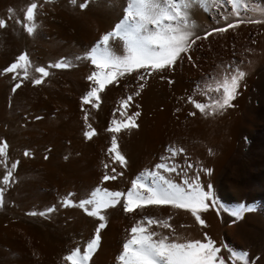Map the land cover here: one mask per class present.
<instances>
[{
    "label": "rangeland",
    "instance_id": "374dc122",
    "mask_svg": "<svg viewBox=\"0 0 264 264\" xmlns=\"http://www.w3.org/2000/svg\"><path fill=\"white\" fill-rule=\"evenodd\" d=\"M156 2L167 7V0ZM172 2L182 16L187 13L191 35L187 51L160 69L150 64L126 66L127 47L119 36L110 37L107 45L102 42L125 19L131 0H0L5 25L0 27V147L7 146L0 165L6 168L5 176L12 173L0 206V264H71L66 257L79 249L80 259L101 222L106 226L100 231L99 246L84 264H123L119 257L133 228L134 206L131 212L124 209L132 182L143 174L140 183L147 187L152 180L149 173L158 172L187 190L195 184L189 173L222 163L233 149L237 140L222 132L209 148L201 144L209 127L206 121L196 124V104L207 107L211 101H223L225 83L231 87L232 78L240 77L253 55L252 23L261 20L256 12L264 2ZM32 3L37 9L28 21ZM33 25L36 28L29 34L26 26ZM219 28L227 30L216 31ZM21 55L28 57L27 63L18 61ZM102 56L115 66L97 67L92 58ZM60 62L68 66L54 67ZM14 63L22 66L6 72ZM41 67L47 76L37 71ZM93 73L111 82L106 79L104 88L86 103L87 93L99 89V76L88 79ZM36 79L42 82L37 85ZM17 83L21 87L13 92ZM252 106L257 107L255 100ZM113 138L116 149L110 151ZM117 153L124 157L123 163ZM233 157V166L240 167L243 156L235 152ZM159 163L176 168L175 172L157 169ZM136 190L146 195L145 188ZM106 191L124 195L115 206L101 209L105 221L87 214L94 205H87V211L79 206L81 200L99 199ZM66 200L71 203L66 205ZM227 202L234 210V199ZM143 205L137 207L136 221L144 228L142 221L149 216L141 210Z\"/></svg>",
    "mask_w": 264,
    "mask_h": 264
},
{
    "label": "bare ground",
    "instance_id": "6f19581e",
    "mask_svg": "<svg viewBox=\"0 0 264 264\" xmlns=\"http://www.w3.org/2000/svg\"><path fill=\"white\" fill-rule=\"evenodd\" d=\"M256 19L261 20L252 23L253 55L241 70L243 76L237 82L234 99L230 100L229 105H225L221 99L197 109L196 124L199 127L206 121L209 127L207 137L201 141L205 148H209L211 142L214 143L220 132L226 137L233 134L237 140L231 152L224 156L223 164L218 161L220 163H214L210 168L199 166L193 174L189 173L190 182L199 183L203 191L211 194V198L206 201L208 209L197 213L204 223L197 221L190 208L141 201L144 204L141 210L149 216L142 221L146 230L144 234L157 233L153 236L154 240L167 237L169 243L211 241L213 247L220 249L216 264H220L221 260L223 264H264V4L256 12ZM255 65L259 67L256 74L252 71ZM243 89L245 92L241 94ZM253 100L257 102L255 109ZM235 152L243 156L240 167L233 166ZM183 165L178 168L179 173H182ZM5 170L1 164L0 188L4 189V193ZM170 181L184 188L181 183L173 179ZM230 198L235 201L234 210L228 206L227 200ZM133 206L132 227H137L138 209ZM237 212L240 213L238 217L233 215ZM149 220L155 222L149 223ZM164 221L168 227H164ZM229 252L234 256L231 257Z\"/></svg>",
    "mask_w": 264,
    "mask_h": 264
},
{
    "label": "snow or ice",
    "instance_id": "6c2138e0",
    "mask_svg": "<svg viewBox=\"0 0 264 264\" xmlns=\"http://www.w3.org/2000/svg\"><path fill=\"white\" fill-rule=\"evenodd\" d=\"M73 3L76 0H72ZM227 2V0H225ZM189 5L184 4L187 8ZM81 7H86L85 4H81ZM37 9V4L32 3L27 9L26 20L32 21L34 17V10ZM187 13L183 16L179 6L172 2V0H167V7H161L156 0H131L129 7L126 9L125 19L115 26V31L109 32L102 37V42L107 45L110 37H121L127 47L128 55L124 58L123 63L126 66H136L144 68L146 65H151L153 68L163 69L167 65H172L177 57L182 52L187 51V37L191 35V32L187 29V24L185 23ZM164 21L169 23L165 24ZM172 22H175V27H173ZM4 21L0 20V27H4ZM152 26V28H150ZM233 25L229 24L228 27ZM36 28V25L26 26V30L29 34H32ZM155 29V30H153ZM226 28H219L216 31H226ZM199 39V37H197ZM195 41H193L194 43ZM28 57L26 55H21L18 57V61L27 63ZM119 61V57H117ZM92 62L97 65V67H106L109 64L115 66L113 62L103 57L97 59L92 58ZM20 63H14L11 67L5 69L6 72H13L18 67H21ZM68 65L64 62L56 63L54 67L62 68ZM38 72L42 73L44 76L48 75L45 68H38ZM114 75V74H113ZM97 83L99 84V89L92 88L91 91L87 93L84 97L87 103L90 97L96 95L99 90H102L105 86V81L111 82V79L98 73H93L89 76V80L98 77ZM243 73H240V77ZM239 77H233L231 80V87L225 83L224 93L225 98L223 103L225 105L230 104V100L234 99V92L237 87V81ZM41 79H36L35 84L39 85ZM21 87L19 83L13 88V92L17 88ZM129 99H131L129 97ZM197 108H202L200 104H196ZM139 115V113H136ZM117 131L119 129H116ZM4 145L0 147V154L5 152ZM116 149V140H112V149ZM170 152L173 150L170 148ZM173 154H175L173 152ZM29 155V153H25ZM118 160L122 163L124 162V157L117 153ZM164 157H161L163 160ZM12 169L16 168V164L11 165ZM157 169H165L169 172L175 171V168L168 167L165 163H159L156 165ZM12 175L9 171L8 175L4 177V182L7 183L9 177ZM149 175L152 180L149 182L148 186L145 187L144 184L140 183L141 177H137L136 180L132 182V189L127 193V200L124 204V209L127 212L133 211V205L136 207L140 206L141 201H146L149 204L163 205V204H174L176 207H186L190 208L192 214L196 217L197 221L201 224L204 223L201 217L197 213L201 210H207L209 204L206 203L211 198V194L207 191H203L199 183L194 185L190 184L189 188L185 190L179 187L177 184L165 179L164 176L160 175L158 172H151ZM115 179V177L105 176L104 179ZM137 188H145L146 195L135 191ZM124 193L120 191L105 192V196L96 200L83 199L80 201L79 206L85 211H87V205H94L93 210L87 212L88 215L93 217H98L100 221H105V216L100 215L101 209L115 206L120 202V198ZM4 202V189L0 188V206ZM71 202L66 200L65 204L69 205ZM52 209H49L51 211ZM32 215L37 213L33 212ZM39 215H46L45 212L39 213ZM234 216H239L240 213H233ZM155 221L149 220V223ZM164 227H168L166 221L163 222ZM105 223L101 222L98 224L96 229V235L94 239H91L87 244V249L85 254L77 259L80 250L76 249L67 256L66 259L71 261V264H84L90 258V254L99 246L100 242V231L105 228ZM143 227H133L131 232L134 234L132 239L128 240L123 245V254L119 257L123 264H216L217 253L220 251L219 248H215L212 242L201 243L200 241H193L188 243H175L167 242V237H161L158 240H154L153 236L158 235L157 233H145ZM223 264V260L220 261Z\"/></svg>",
    "mask_w": 264,
    "mask_h": 264
}]
</instances>
